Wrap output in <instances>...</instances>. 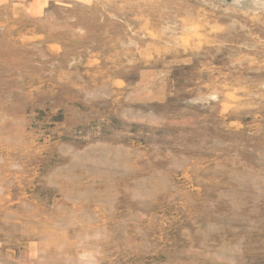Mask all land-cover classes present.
<instances>
[{
    "label": "rangeland",
    "instance_id": "1",
    "mask_svg": "<svg viewBox=\"0 0 264 264\" xmlns=\"http://www.w3.org/2000/svg\"><path fill=\"white\" fill-rule=\"evenodd\" d=\"M0 264H264V0H0Z\"/></svg>",
    "mask_w": 264,
    "mask_h": 264
}]
</instances>
